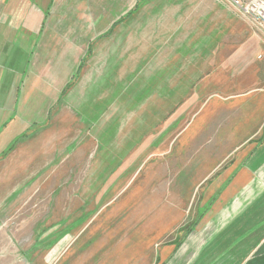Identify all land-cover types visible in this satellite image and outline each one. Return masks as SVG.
Wrapping results in <instances>:
<instances>
[{
  "label": "rangeland",
  "instance_id": "rangeland-1",
  "mask_svg": "<svg viewBox=\"0 0 264 264\" xmlns=\"http://www.w3.org/2000/svg\"><path fill=\"white\" fill-rule=\"evenodd\" d=\"M58 1L49 12L134 7ZM20 22L5 12L0 28ZM99 22L110 28L111 20ZM110 29L90 42L78 73L66 67L69 79L76 75L71 89L51 100L42 129L31 121L37 128L0 148V173L8 177L0 191L18 195L29 183L19 205L0 217L3 264L11 257L14 264H155L159 247L185 235L247 152L238 147L245 133L236 139L229 131L240 113L236 101L220 97L234 86V68L223 63L236 35L257 30L247 15L226 0H152ZM23 64L5 62L0 73L19 79ZM12 84L0 85L9 110ZM19 121H9L10 133ZM14 147L19 155L9 160Z\"/></svg>",
  "mask_w": 264,
  "mask_h": 264
},
{
  "label": "crops",
  "instance_id": "crops-1",
  "mask_svg": "<svg viewBox=\"0 0 264 264\" xmlns=\"http://www.w3.org/2000/svg\"><path fill=\"white\" fill-rule=\"evenodd\" d=\"M55 1L0 0V21L5 12H10L21 21L18 28H0V60L3 62L0 66L5 67L4 63L9 62L17 67V62H24L19 67L24 75H20L19 79L0 73V85L13 82L8 88L11 89L8 101L13 103L12 110L0 104V148L10 137L12 139L30 127L37 128L29 124L31 121L36 120L40 124L39 129H42L47 111L53 106L51 100L55 95L56 99L60 94L64 96L67 89H71L68 84L76 75L74 72L69 79L70 72L65 71L69 63L78 73L87 59V53L92 50L91 41L99 40V36L111 30L116 22L130 19L152 0H99L107 4L134 3L133 8L122 12H49ZM103 19L111 20L110 28H102L99 21ZM67 21H74L69 23L72 27L66 26ZM236 36V46L223 63V66L234 68L231 82L234 86L226 87L227 91L223 87L220 97L228 102L232 99L236 101L240 113L235 114V127L229 131L234 132L236 139L245 133L238 147L246 146L247 152L238 156L230 174L215 184V192L198 218L189 223L185 235L177 242L159 247L155 264H264V30H248V35L242 32ZM22 54L27 58H23ZM219 82L222 83V77ZM20 84L23 88L17 96V85ZM53 85L55 87L52 88ZM230 89H234L233 92ZM210 93L209 99L213 98V90ZM37 99H48L50 102L36 109L33 101ZM2 100L0 96V103ZM14 118L20 120V125L10 133L9 121ZM8 154L9 160H14L19 152L14 147ZM7 179L6 171L1 172L0 184ZM27 184L17 191L23 192L21 190L29 186ZM7 191H0V217L20 202V193L16 195L11 188ZM148 210L151 208L148 207ZM5 240L6 237L0 234V244ZM7 258L9 255L0 250V264ZM9 261L14 264L13 257Z\"/></svg>",
  "mask_w": 264,
  "mask_h": 264
},
{
  "label": "built area",
  "instance_id": "built-area-1",
  "mask_svg": "<svg viewBox=\"0 0 264 264\" xmlns=\"http://www.w3.org/2000/svg\"><path fill=\"white\" fill-rule=\"evenodd\" d=\"M240 13L247 15L259 30H264V0H226Z\"/></svg>",
  "mask_w": 264,
  "mask_h": 264
}]
</instances>
